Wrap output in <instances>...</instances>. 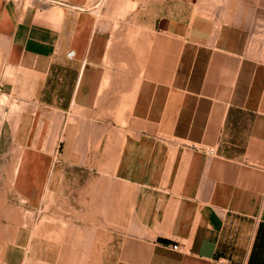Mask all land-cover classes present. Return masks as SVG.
<instances>
[{
	"label": "crops",
	"instance_id": "obj_1",
	"mask_svg": "<svg viewBox=\"0 0 264 264\" xmlns=\"http://www.w3.org/2000/svg\"><path fill=\"white\" fill-rule=\"evenodd\" d=\"M0 264H264V0H0Z\"/></svg>",
	"mask_w": 264,
	"mask_h": 264
},
{
	"label": "built area",
	"instance_id": "obj_2",
	"mask_svg": "<svg viewBox=\"0 0 264 264\" xmlns=\"http://www.w3.org/2000/svg\"><path fill=\"white\" fill-rule=\"evenodd\" d=\"M210 154H212V151H208ZM173 249H176V247H173Z\"/></svg>",
	"mask_w": 264,
	"mask_h": 264
},
{
	"label": "rangeland",
	"instance_id": "obj_3",
	"mask_svg": "<svg viewBox=\"0 0 264 264\" xmlns=\"http://www.w3.org/2000/svg\"><path fill=\"white\" fill-rule=\"evenodd\" d=\"M2 187L4 188V184L1 182V188H2Z\"/></svg>",
	"mask_w": 264,
	"mask_h": 264
}]
</instances>
